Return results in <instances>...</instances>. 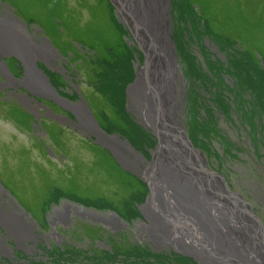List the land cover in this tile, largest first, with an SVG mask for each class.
<instances>
[{
    "label": "rangeland",
    "instance_id": "rangeland-1",
    "mask_svg": "<svg viewBox=\"0 0 264 264\" xmlns=\"http://www.w3.org/2000/svg\"><path fill=\"white\" fill-rule=\"evenodd\" d=\"M193 1L170 0L168 12L184 90L181 118L208 168L245 197L264 226V62L259 53L264 56V0ZM198 7L218 19L211 16L208 23ZM238 11L255 24L254 41L247 29L235 35L232 21L240 17ZM0 15L16 17L26 39L28 30L35 44L43 39L52 44L51 62L39 57L33 62L66 98L36 89L39 83L27 71L38 77L37 67L17 53L0 52L5 66L0 64V195L6 211L16 210L31 223L29 228L0 220V264H202L139 229L138 221H146L150 183L121 162L106 140L84 128L75 109L83 104L92 123L126 138L148 161L161 145V131L155 133L139 118L130 95L144 54L121 11L111 0H0ZM111 24L115 42L108 48L107 35L99 34ZM100 49H107V58ZM252 51L260 60H253ZM92 144L107 149L119 169L105 175L108 167H96ZM126 187L141 189L130 193ZM65 201L116 213L123 223L75 210H65L61 218L57 210Z\"/></svg>",
    "mask_w": 264,
    "mask_h": 264
},
{
    "label": "bare ground",
    "instance_id": "bare-ground-1",
    "mask_svg": "<svg viewBox=\"0 0 264 264\" xmlns=\"http://www.w3.org/2000/svg\"><path fill=\"white\" fill-rule=\"evenodd\" d=\"M129 2L135 20L147 27L152 37L149 38L156 44L154 49L158 55L151 59L148 74L161 103L162 127L159 125L150 86L142 71L130 95L139 118L155 133L161 131V145L152 152V161H148L126 138L102 132L97 123L91 122L85 106L78 104L75 109L82 119V125L106 140L121 162L150 183L151 193L143 205L146 221L139 220L138 225L151 239L162 245L172 244L186 250L202 264H264V236L260 232L264 230V226L245 197L232 190L219 173L211 171L205 161V154L189 142L181 118L183 107L180 103L184 90L179 83L182 82V76L170 35L167 0ZM12 21L17 24L12 15H2L0 52L17 53L26 63H31V59L38 57L48 62L55 58L56 50L48 40L43 39V44H35L30 35L26 39L15 28L11 29L10 35L7 34L9 28L4 23L9 25ZM12 23L11 27L14 25ZM140 36L143 37L145 49L152 51L154 43L144 37L142 28ZM0 64L5 67L1 62ZM27 74L34 80L29 69ZM43 78L46 80L45 76ZM37 82L39 86L36 84V89L42 88L53 97L66 100L57 93L50 81V87L42 79ZM70 203L65 201L60 210L56 208L61 218L62 214L75 210L104 217L115 225L123 223L116 213H102ZM237 212L245 219V223L238 221ZM61 218L59 220L67 217ZM0 220L7 223L20 221L23 226L31 228V223L22 220L16 210L9 213L4 209L1 195Z\"/></svg>",
    "mask_w": 264,
    "mask_h": 264
},
{
    "label": "trees",
    "instance_id": "trees-1",
    "mask_svg": "<svg viewBox=\"0 0 264 264\" xmlns=\"http://www.w3.org/2000/svg\"><path fill=\"white\" fill-rule=\"evenodd\" d=\"M189 1V3H191V4H195V2L193 1V0H188ZM210 2H213V0H210ZM199 8V12H200V16H202L203 18H207L208 19V23H210V21H211V16H213L214 18H216V19H218V17H216L213 13H208L207 11H205L204 10V8L203 7H198ZM236 16H240L239 18H235V19H233V21H232V28H233V30H234V32H235V35L236 36H239L242 32H243V30H246L247 29V31H248V36H247V38H249L248 40H253L254 41V35H253V33H252V30L253 29H255V24L254 23H252L251 22V20H250V18L247 16V15H245V16H243L242 17V15H239V11H238V13L236 14ZM113 18V17H112ZM235 20H237V21H235ZM213 21H214V19L212 18V23H213ZM243 21H245L246 23H248L249 25H253L254 24V26L253 27H251V26H248V25H246L245 23H243ZM113 23H115V26H116V28L115 29H117L118 30V28H117V25H116V22L113 20ZM78 28H80V26L78 27ZM211 28V27H210ZM113 29H112V24H111V26L109 27V28H105V31L103 32V33H100L99 35H107L106 37H108V43H109V45H108V48H111V45H114V42H115V37L114 38H110V37H112V34H113ZM250 31H251V33H250ZM118 33H119V30H118ZM83 34H85V32H83L81 35H83ZM94 33H91V36L93 37V38H96L97 39V37L99 36V35H93ZM114 35V34H113ZM118 37H119V40H117V42L118 43H121V41H120V39H121V37L119 36V34H118ZM80 42H82L83 40L82 39H80L79 40ZM258 45H260V44H258ZM114 47V46H113ZM263 51L261 50V52H259L260 54H261V56L262 57H260V59H262V61L264 62V56H263V53H262ZM258 52H254V51H252L251 53H249L252 57H253V60L254 61H258V60H260L259 58H258V56H260V54H259ZM100 56L101 55H103L105 58H107V49H100L99 50V53H98ZM108 102H107V105L109 106V108L111 109V105H110V100H108V99H106ZM106 102V101H105ZM107 105H105V104H103V106H105V107H107ZM100 106V105H99ZM62 129V128H61ZM45 131L47 132V134H49V136H50V133H49V131L47 130V128L45 127ZM92 147H93V150H94V152L96 153V155H97V165H96V167H99L100 165L101 166H105V167H108V169H107V173L105 174V175H107V174H109L110 175V171L112 172H115V169H119V165H118V163H117V161L115 160V158L112 156V154H110L108 151H107V149H105L104 147H102V146H97V145H93L92 144ZM104 157H107V159H109V161L108 160H106ZM135 178V177H134ZM117 179V181L121 184V182H120V180L118 179V178H116ZM135 180H136V182L138 181L136 178H135ZM139 184V183H138ZM119 189V188H118ZM126 189V192H130V193H132V192H134L135 190L136 191H139V189H141V187L139 188V189H129L128 187H126L125 188ZM119 190H121V189H119ZM43 203V202H42ZM81 226L83 227V225L81 224ZM90 229H91V232H94L96 229L93 227V226H91L90 227Z\"/></svg>",
    "mask_w": 264,
    "mask_h": 264
},
{
    "label": "water",
    "instance_id": "water-1",
    "mask_svg": "<svg viewBox=\"0 0 264 264\" xmlns=\"http://www.w3.org/2000/svg\"><path fill=\"white\" fill-rule=\"evenodd\" d=\"M111 2L115 5V7H116V9H118V10H120L121 11V13L123 14V16L125 17V19L127 20H125L126 21V23L131 27V31H132V33H133V35L135 36V38H136V40L139 42V44H140V49H141V51L143 52V54H144V63H143V65L141 66V68H140V70H139V73L142 71V74L143 75H145L146 76V78H147V83H148V85L150 86V92H151V94H152V97H153V100H154V102H155V105H156V111H157V115H158V112L159 113H161L162 112V107H161V103H160V100H158V98H157V93H156V91H155V89H154V87L152 86V84L150 83V80H149V74H148V72H149V68H150V64H151V59L153 58V56L154 55H156L157 54V52L155 51V42H154V40L153 39H150L149 37H151V34H150V32H149V30L147 29V27L146 26H142L141 24H140V22H138L137 20H135V18H134V16H133V11L131 10V8H130V2H129V0H111ZM169 5H170V0H167V9H168V12H169ZM16 18V17H15ZM0 21H2V15H0ZM13 22V23H12ZM12 22H10L9 23V25L7 24V23H4L5 25H7L8 26V28H9V31H7V34H9L10 35V32L12 33V28H15V29H17L18 31H20L21 32V34L24 36V32H23V30H20V29H22L21 28V26H19V24L17 23V25L16 24H14V21H12ZM14 24V25H12V27H11V25L10 24ZM23 23L26 25L27 23L25 22V21H23ZM140 28H142V33L144 34V37H146V38H148L149 39V41L150 42H152V43H154V46H153V50L152 51H149V49H145V47L143 46V42H144V40H143V37L142 36H140ZM27 34L28 35H30L29 34V31L27 30ZM17 35V34H16ZM15 36V35H14ZM13 37V36H12ZM152 38V37H151ZM51 44V43H50ZM52 45V44H51ZM153 45V44H152ZM158 55V54H157ZM32 61H31V63H29L30 65H31V67L33 68H36L37 67V65L33 62V59H31ZM25 61V60H24ZM26 62V61H25ZM24 62V63H25ZM36 70H37V76L38 77H34V79H36V80H40V79H42L43 81H45V83H46V86L47 87H50L49 85V79L44 75V73H43V71L42 70H39V68L37 67L36 68ZM45 76L46 77V80H44V78H40L39 76ZM138 77H139V74H138ZM138 77H137V79L135 80V82L134 83H132L131 85H133L134 87H136V82L138 81ZM133 87V88H134ZM57 98V97H56ZM89 103H87L86 102V105H88ZM91 112V111H90ZM90 114H92V112L90 113ZM93 115V114H92ZM162 116V115H161ZM95 116H93L92 117V119L94 118ZM96 118V117H95ZM93 119V121H95V122H97L96 121V119ZM158 119H161V121H162V117H160V115H158ZM98 124V123H97ZM100 129H101V127H99ZM101 131L102 132H104L105 133V131H103L102 129H101ZM105 134H107V133H105ZM107 135H109V134H107ZM109 136H112V135H109ZM260 232L262 233V235L264 236V230H260Z\"/></svg>",
    "mask_w": 264,
    "mask_h": 264
}]
</instances>
